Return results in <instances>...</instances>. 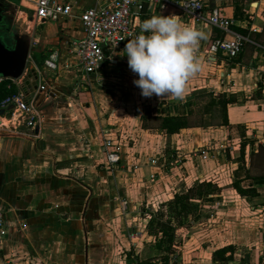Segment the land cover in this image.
<instances>
[{
	"label": "crops",
	"instance_id": "crops-1",
	"mask_svg": "<svg viewBox=\"0 0 264 264\" xmlns=\"http://www.w3.org/2000/svg\"><path fill=\"white\" fill-rule=\"evenodd\" d=\"M56 1L70 4L72 17L36 20L24 84H0V94L5 87L8 95L25 92L41 111L36 131L24 125L20 135L0 137V209L8 228L0 264H138L160 258L165 251L155 243L162 235L149 232L163 220L159 209L204 181L218 183L221 194L199 201L193 219L198 223L194 234H184L179 264H264V178L247 179V173L264 174V167L256 168L264 146V0H201L206 16L220 10L233 19L232 30L249 40L235 59L213 50L232 36L196 23L173 6L145 5L142 13L134 12L137 31L151 15H176L182 25L206 33L196 48L202 68L187 81L182 100L142 96L133 83L137 74L120 52L97 74H83L73 55L85 37L80 15L107 2ZM39 84L51 98L38 94ZM205 93L236 100L227 109L228 126L213 125L206 116L204 128L175 135L143 129L145 113L185 116L189 104L199 105ZM103 132L121 146L128 169L107 164ZM198 148H208L211 157H193ZM177 155L183 164L169 168L166 162ZM235 182L259 195L240 196ZM207 214L212 229L199 233ZM227 246L234 247L232 259L214 262L213 253Z\"/></svg>",
	"mask_w": 264,
	"mask_h": 264
},
{
	"label": "built area",
	"instance_id": "built-area-1",
	"mask_svg": "<svg viewBox=\"0 0 264 264\" xmlns=\"http://www.w3.org/2000/svg\"><path fill=\"white\" fill-rule=\"evenodd\" d=\"M23 1V0H22ZM35 7L32 9L36 13V20L45 22L47 20L59 21L70 19L73 14V7L70 4H60L56 0H31ZM104 7H87L80 15V22L85 37L75 44L73 55L80 71L87 75H95L107 61H113L118 52L124 48L132 36L139 33L133 22L134 12L142 13L145 5H159L165 8L170 5L177 8L182 15L194 20L196 23L209 24L227 36H232L230 40L224 38L213 47L215 52L222 53L228 59L237 58L244 49V44L249 40L232 30L234 21L225 17L220 10H212L208 16L205 15V5L201 0H105ZM264 50V46L260 47ZM195 51V55H196ZM27 68V67H26ZM26 70L19 79H0V84L8 81L10 85L20 86L24 84ZM11 86H9L10 88ZM38 94L51 98L45 84H39ZM5 114L0 115V137L4 134L14 133L20 135L19 128L26 126L33 131L38 129L41 122V111L36 100L29 99L25 92L10 94L0 101V111ZM8 114V115H7ZM10 127H14L13 130ZM33 136V135H32ZM103 152L107 164L112 168L128 169L129 166L123 163L124 154L121 146L116 140L109 138L107 132H103ZM31 137V136H28ZM33 136L32 138H37ZM192 156L207 160L211 157L208 148H198L192 152ZM183 164L182 156H170L166 162L169 168H176ZM133 170L137 165L131 166ZM0 209V247L8 236V228Z\"/></svg>",
	"mask_w": 264,
	"mask_h": 264
},
{
	"label": "clouds",
	"instance_id": "clouds-1",
	"mask_svg": "<svg viewBox=\"0 0 264 264\" xmlns=\"http://www.w3.org/2000/svg\"><path fill=\"white\" fill-rule=\"evenodd\" d=\"M138 27L139 33L120 52L127 54L128 67L138 76L133 83L144 97L170 95L182 100L187 81L202 68L195 51L206 33L182 25L176 15H151Z\"/></svg>",
	"mask_w": 264,
	"mask_h": 264
},
{
	"label": "trees",
	"instance_id": "trees-1",
	"mask_svg": "<svg viewBox=\"0 0 264 264\" xmlns=\"http://www.w3.org/2000/svg\"><path fill=\"white\" fill-rule=\"evenodd\" d=\"M247 36V35H245ZM249 37V36H248ZM252 40V37H249ZM254 40V39H253ZM255 42H259L256 41ZM262 42V41H261ZM248 43L244 44V48ZM138 76L136 77V79ZM9 91L6 87L0 94V100L7 96ZM201 96V97H200ZM202 99H207L204 106L201 109L196 110L194 106L189 104V110L185 116H167V117H154L150 113H145L142 117L143 129L150 132L161 131L166 135H175L180 133L184 129L191 128H204L205 127V117L209 116L211 120H220L223 126L229 125L227 109L228 106L235 103V99L232 97H227L225 95L215 96L212 93H205L200 95ZM259 154L257 159L256 168L264 167V146H260ZM245 154V145H242V156ZM255 162V163H256ZM253 159V166H255ZM262 176H252L247 173V179H263ZM234 188L237 193L242 197H255L259 194L254 189H244L237 182L234 183ZM221 194V188L212 181H204L196 183L192 188H190L186 193L176 194L173 200L165 204L169 209L170 216L169 220H160L156 227L149 229L151 234L157 235L161 234V239L155 243L159 250L165 251V256L157 259H150L138 264H169L170 255L174 253L176 248V230L177 227L173 224V220L176 219L177 223L181 224V219L188 217L191 214H196L200 205L198 201H202L204 198L211 195ZM173 219V220H172ZM234 254V247L227 246L221 248L213 253L214 262H224L231 260ZM160 261V263L158 262Z\"/></svg>",
	"mask_w": 264,
	"mask_h": 264
},
{
	"label": "water",
	"instance_id": "water-1",
	"mask_svg": "<svg viewBox=\"0 0 264 264\" xmlns=\"http://www.w3.org/2000/svg\"><path fill=\"white\" fill-rule=\"evenodd\" d=\"M7 11L11 18L0 24V79H19L29 60L36 13L23 6L22 0H0V16ZM4 113L0 111V115Z\"/></svg>",
	"mask_w": 264,
	"mask_h": 264
},
{
	"label": "rangeland",
	"instance_id": "rangeland-1",
	"mask_svg": "<svg viewBox=\"0 0 264 264\" xmlns=\"http://www.w3.org/2000/svg\"><path fill=\"white\" fill-rule=\"evenodd\" d=\"M23 3H25L26 5H28L32 9L34 8L33 3H32L31 0H23L22 4ZM205 102H207V99H203V101H200L199 102V105L197 104V106H194V108L196 110L201 109L202 106H204ZM220 123H221L220 120H213L212 121V124L213 125H217V124H220ZM216 184L218 185V183H216ZM209 200H211V198ZM211 201H208L206 203H209L210 204ZM200 202L198 201V204L201 206V203ZM202 204H205V203L202 202ZM200 209H201V207L198 209V212L200 211ZM158 214H160V216L162 217V219L165 220V221L166 220H169L170 219V216L173 217V214L172 215L169 214V209L166 206L161 207V209H159V211H158ZM196 214L189 215L188 217L185 218V220L181 219V224L177 223L178 221H176V219L175 220L172 219L173 220L172 221L173 224L177 227V230H176V232H177L176 233V238H177L176 245L177 246L175 248L174 253H172L169 256L170 257V263L169 264H179V260H180V257L182 255V253H179L178 251H179V249L184 244V241H185L184 234H187V233L194 234L193 231H195L194 230L195 225L198 223V222L195 223L193 221V219L196 216ZM210 217H211V215L210 214H207V217H203V219H200V221H199V227L197 228V230H198L199 233L206 234V233H208V230H211L212 229V228H209V224L212 223L211 221L208 220ZM239 256H240V253L238 254L237 257H238V259L241 260V258ZM158 262L160 263V261H158Z\"/></svg>",
	"mask_w": 264,
	"mask_h": 264
},
{
	"label": "flooded vegetation",
	"instance_id": "flooded-vegetation-1",
	"mask_svg": "<svg viewBox=\"0 0 264 264\" xmlns=\"http://www.w3.org/2000/svg\"><path fill=\"white\" fill-rule=\"evenodd\" d=\"M5 15H7V16H5ZM6 17V18H5ZM8 17V18H7ZM9 18H11V12H9V11H7V13L6 14H3V13H1V16H0V24H2V22H4V19L6 20H8Z\"/></svg>",
	"mask_w": 264,
	"mask_h": 264
}]
</instances>
